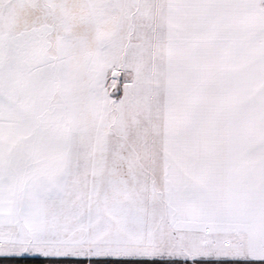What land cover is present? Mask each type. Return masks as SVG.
Masks as SVG:
<instances>
[{"label": "snow or ice", "instance_id": "snow-or-ice-1", "mask_svg": "<svg viewBox=\"0 0 264 264\" xmlns=\"http://www.w3.org/2000/svg\"><path fill=\"white\" fill-rule=\"evenodd\" d=\"M264 261V0H0V257Z\"/></svg>", "mask_w": 264, "mask_h": 264}, {"label": "trees", "instance_id": "trees-1", "mask_svg": "<svg viewBox=\"0 0 264 264\" xmlns=\"http://www.w3.org/2000/svg\"><path fill=\"white\" fill-rule=\"evenodd\" d=\"M190 264L188 261H130V260H71V259H44L39 256H22L0 258V264ZM252 263V262H247ZM195 264H201L197 261Z\"/></svg>", "mask_w": 264, "mask_h": 264}, {"label": "rangeland", "instance_id": "rangeland-1", "mask_svg": "<svg viewBox=\"0 0 264 264\" xmlns=\"http://www.w3.org/2000/svg\"><path fill=\"white\" fill-rule=\"evenodd\" d=\"M12 257H16V256H12ZM20 257H22V256H20ZM0 258H6V257H0ZM199 262H201V264H257V263H247V262H243V261L239 262V261H231V260H226V261H199ZM89 264H91V263H89Z\"/></svg>", "mask_w": 264, "mask_h": 264}, {"label": "crops", "instance_id": "crops-1", "mask_svg": "<svg viewBox=\"0 0 264 264\" xmlns=\"http://www.w3.org/2000/svg\"><path fill=\"white\" fill-rule=\"evenodd\" d=\"M241 262V261H239ZM243 262H252V263H257V264H264V261H243Z\"/></svg>", "mask_w": 264, "mask_h": 264}]
</instances>
